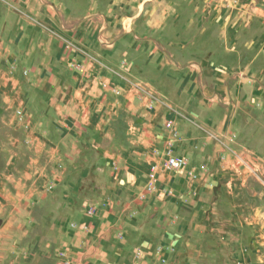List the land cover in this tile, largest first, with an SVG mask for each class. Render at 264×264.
I'll return each instance as SVG.
<instances>
[{"label":"crops","instance_id":"1","mask_svg":"<svg viewBox=\"0 0 264 264\" xmlns=\"http://www.w3.org/2000/svg\"><path fill=\"white\" fill-rule=\"evenodd\" d=\"M63 10L45 0H0V93L38 95L46 115L0 121V237H6L0 256L11 257L8 264H59V217L48 245L46 232L18 244L25 234L16 235L14 226L28 223L49 198L51 175L61 180V166L48 172L38 154L47 146L60 154L65 134L85 146L87 173L101 178L85 186L78 233L68 242L85 241L73 252L85 261L74 264H152L159 256L175 264L194 254L231 253L222 238L236 215L229 209L224 219L219 209L221 199L231 208L253 198L250 171L237 167L252 152L238 144L237 127L252 121L253 111L264 121V65L232 55L176 58L151 36L171 13L167 7L156 13L143 6L131 15L90 6L76 20L63 19ZM19 79L24 86L16 85ZM49 111L55 121H46ZM47 126L57 127V139ZM33 143L36 149L21 152L26 160L19 163L18 144L31 149ZM169 156L185 163L171 168ZM47 250L53 259L46 263Z\"/></svg>","mask_w":264,"mask_h":264},{"label":"rangeland","instance_id":"2","mask_svg":"<svg viewBox=\"0 0 264 264\" xmlns=\"http://www.w3.org/2000/svg\"><path fill=\"white\" fill-rule=\"evenodd\" d=\"M45 2L63 8L65 13L62 18L67 17L71 20L84 16V11L90 6L112 5L120 7L119 11L124 9L131 15L141 10L143 6H155L156 13L167 7L171 13H167L160 30L151 36L163 43L164 48H168V52L176 58H194L201 54L214 58H228L232 55L240 62L244 61L243 63L252 62L258 67L264 65V46L261 45L264 39V16L260 11L264 9V0H222V3L220 0H45ZM215 13L218 15L214 18ZM114 15L116 13L111 16ZM219 17L220 21L217 20ZM127 21L130 22V19ZM141 22V18L136 20L139 26ZM17 84L21 87L25 85L22 79H19ZM144 96L150 97L146 94ZM26 98L27 95L21 93H0V121H44L46 115L39 103L41 98L35 94L29 95L27 100ZM48 114L50 116L47 115L46 121H55L54 112L49 111ZM251 116L252 121L239 123L237 139L238 144L251 151L252 155L250 159H239L237 167L246 166L250 171L249 179L253 183L249 189L252 190L250 192L253 198L235 200L236 204L231 208L221 199L219 209L224 214L222 216L224 219L229 209L231 216L236 215V224L230 223L232 228L225 229L228 231L227 236L222 238L224 243L228 242L222 249L225 251L227 247V250L232 248L233 251L194 254L190 255L187 262L177 261L175 264H264V121H259L261 117L256 111L251 112ZM45 128L48 134L57 139L59 136L57 127ZM1 134L7 135L5 128L1 129ZM15 134L21 139L20 131H16ZM61 138L60 154L56 153L53 156V150L48 146L38 154L39 162H46L48 172L53 169V165L61 166V180L57 184L51 175L50 183L47 184L49 198H46L42 206L34 208L32 219L28 223H15L14 229H17L15 234L18 236L25 234V238L17 242L20 245L27 240L30 242L39 240L37 235L44 236V232L48 245L52 238L48 237L47 232L54 224L57 225L54 218L57 220L59 217L62 245L56 247L54 261L59 264H74L75 260L85 261L84 254L73 253L78 252L81 246H85V241L77 244L68 243L78 233L77 226L80 224L78 217L84 213L82 201L89 192L85 186L90 182L97 183L101 178L94 172L91 174L89 170L87 173L88 159L85 157V146L71 139L70 134H65ZM5 144L6 142H3V145ZM31 146V149H26L18 144L19 163L26 160L21 159V152L26 155L36 149L34 143ZM93 160H96L95 154ZM58 203L60 204L57 206ZM48 214L50 217L46 216ZM229 234L233 235L231 239L228 237ZM3 235L0 237V246L5 248L6 237ZM62 249L64 253L59 257L57 252ZM213 249L218 251V248ZM50 258L53 259V255L47 250L44 259L46 263ZM161 258L162 256H159L152 264H168V260ZM10 261L11 257L6 254L0 256V264H8Z\"/></svg>","mask_w":264,"mask_h":264},{"label":"built area","instance_id":"3","mask_svg":"<svg viewBox=\"0 0 264 264\" xmlns=\"http://www.w3.org/2000/svg\"><path fill=\"white\" fill-rule=\"evenodd\" d=\"M140 93L151 96V94L143 87H137ZM167 165L171 168L180 167L185 163V159L181 156H169L166 161ZM93 207L90 205L87 209V213L91 214L93 212Z\"/></svg>","mask_w":264,"mask_h":264}]
</instances>
